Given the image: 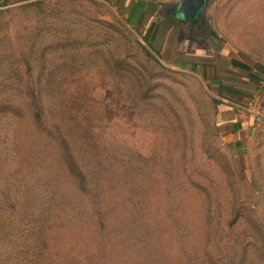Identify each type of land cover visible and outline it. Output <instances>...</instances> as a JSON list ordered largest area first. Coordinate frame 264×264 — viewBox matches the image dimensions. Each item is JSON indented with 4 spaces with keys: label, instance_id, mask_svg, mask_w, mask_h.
Masks as SVG:
<instances>
[{
    "label": "rangeland",
    "instance_id": "374dc122",
    "mask_svg": "<svg viewBox=\"0 0 264 264\" xmlns=\"http://www.w3.org/2000/svg\"><path fill=\"white\" fill-rule=\"evenodd\" d=\"M35 1L0 0V97L23 93L21 74L52 96L87 180L0 103V264H34V247L45 264H210L189 255L264 237V111L230 140L213 88L232 80L253 94L242 106L264 105V0L205 1L208 74L172 67L103 0Z\"/></svg>",
    "mask_w": 264,
    "mask_h": 264
},
{
    "label": "trees",
    "instance_id": "16d2710c",
    "mask_svg": "<svg viewBox=\"0 0 264 264\" xmlns=\"http://www.w3.org/2000/svg\"><path fill=\"white\" fill-rule=\"evenodd\" d=\"M43 1L45 0H36L35 4H40ZM3 4H6V2H3ZM169 16L176 19L177 15L171 13ZM197 23L202 26L205 25L202 19L195 24ZM168 25L169 24H165L164 26L162 23L152 21L149 26H146V29L144 30L145 33L142 37L147 46H151L155 53L159 54L161 57V48L159 46L162 41L159 40V37L162 36L161 39L164 38V32L161 31L163 28L166 29ZM140 46L147 55H151L146 46ZM24 64L27 68L26 71H28L30 69V62L28 63V61H25ZM102 64L105 66L104 60L102 61ZM107 66L108 68H112L110 63H107ZM15 79L18 85L24 88L23 93H18L16 99H10L9 96H6L5 98L0 97L2 98L0 103H7L9 100H15L16 102L17 100L20 108L22 109L23 115L25 116L26 122L30 125L31 130L38 133L47 142L46 144L54 150L57 156V161L65 170H68L69 173L73 175V178L78 186L80 184L85 186L87 180L86 176L84 175L79 163L71 155L69 145L63 136V119L60 117L61 115L59 114L57 118H52L48 114V108H50L55 103V100H53L52 96H48L46 93L35 91L33 89V83L36 82L34 79H31V77L25 78L24 74H21ZM218 105L219 109L217 112H231L232 105L222 100L217 101V106ZM252 117V122L257 121L253 114ZM220 124L223 123L220 121L217 123V126L221 128ZM225 131L226 129H222L223 134H225ZM97 210L98 208L95 206L92 210V214L97 216L99 214ZM257 238H255L253 241L252 239L246 241L225 239L221 242V249L223 252L220 255L207 250V252L205 251L206 254L203 258L202 255H189V259L192 261L205 260L203 262L213 261L210 262V264H215L216 262H225L226 264H264V237H259V240ZM30 248H32V246H30ZM34 250H37V252H32L30 256V258L33 259L32 261L34 264H45L43 255L37 254V247H34Z\"/></svg>",
    "mask_w": 264,
    "mask_h": 264
},
{
    "label": "crops",
    "instance_id": "0c3cea01",
    "mask_svg": "<svg viewBox=\"0 0 264 264\" xmlns=\"http://www.w3.org/2000/svg\"><path fill=\"white\" fill-rule=\"evenodd\" d=\"M109 5L117 8L118 12L123 16L127 24L134 29L144 31L146 26H149L151 20L160 15L168 16L174 13V10L181 0H103ZM172 4L171 9L161 12L163 7ZM175 5V6H174ZM174 19V18H173ZM201 20V19H199ZM175 23V24H172ZM164 38L159 37L160 53L171 64L172 67L180 70H194L199 73H207L209 65L212 64L211 58L212 48L215 46L211 43L214 41V36L208 37L206 26L197 24H189L180 20L176 16L175 22L171 23L167 28H163ZM189 33L188 36L181 35ZM195 33L194 36H190ZM180 35V39L178 36ZM190 36V37H189ZM209 40V48L203 49L200 46L201 41ZM181 43V46H179ZM185 43V46L182 45ZM195 43V45H194ZM197 48V49H195ZM201 48V49H200ZM223 54V53H221ZM234 60V59H233ZM232 60V61H233ZM220 70V68H218ZM213 88L222 94V101L232 105L231 112H223L221 114V128L226 129L225 136L230 140L239 141L241 133L249 130L252 124V114L249 111V106H242L241 103L250 105L253 101V94L246 91L245 87L237 83H232V80L216 79ZM254 109V108H251ZM236 111V112H235ZM235 113H238L236 115ZM238 144V142H236Z\"/></svg>",
    "mask_w": 264,
    "mask_h": 264
},
{
    "label": "water",
    "instance_id": "95a60500",
    "mask_svg": "<svg viewBox=\"0 0 264 264\" xmlns=\"http://www.w3.org/2000/svg\"><path fill=\"white\" fill-rule=\"evenodd\" d=\"M206 0H181L175 8V14L179 16L180 20L195 24L204 7Z\"/></svg>",
    "mask_w": 264,
    "mask_h": 264
},
{
    "label": "built area",
    "instance_id": "2783aa9c",
    "mask_svg": "<svg viewBox=\"0 0 264 264\" xmlns=\"http://www.w3.org/2000/svg\"><path fill=\"white\" fill-rule=\"evenodd\" d=\"M255 117L257 120L261 119L263 117V111H264V105H262L259 109L255 110V109H251L249 110Z\"/></svg>",
    "mask_w": 264,
    "mask_h": 264
},
{
    "label": "flooded vegetation",
    "instance_id": "af4514ba",
    "mask_svg": "<svg viewBox=\"0 0 264 264\" xmlns=\"http://www.w3.org/2000/svg\"><path fill=\"white\" fill-rule=\"evenodd\" d=\"M173 10H174V14H175V13H176V12H175V9H173ZM199 17H200V16H199ZM199 17H198V21H199ZM198 21H197V22H198Z\"/></svg>",
    "mask_w": 264,
    "mask_h": 264
}]
</instances>
